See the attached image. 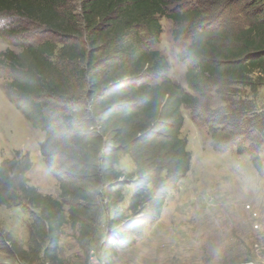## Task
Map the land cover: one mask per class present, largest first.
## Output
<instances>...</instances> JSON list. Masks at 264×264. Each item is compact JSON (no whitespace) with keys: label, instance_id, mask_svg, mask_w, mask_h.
Wrapping results in <instances>:
<instances>
[{"label":"trees","instance_id":"1","mask_svg":"<svg viewBox=\"0 0 264 264\" xmlns=\"http://www.w3.org/2000/svg\"><path fill=\"white\" fill-rule=\"evenodd\" d=\"M71 1L0 0V15L24 18L48 34L39 41L20 37L19 51L0 52V65L15 73L9 87L24 101L17 107L44 132L40 154L59 189L57 198L39 192L29 183V153L14 150L0 162V206L28 217V240L47 257L65 224L78 228L84 245L94 232L89 220L96 224L102 208L124 201L128 184L126 207H116L109 221L122 225L107 245L152 222L189 170L182 108L212 94L229 102L241 98V88L256 92L264 82V0H77L78 11ZM163 16L178 27L176 39L197 29L182 53L185 87L167 76L166 56L151 47ZM12 23L6 35L21 36ZM253 110L249 103L236 112ZM209 131L221 149L232 129L211 124ZM124 154L134 164L128 174L116 167ZM251 160L260 170L259 157ZM125 213L137 218L123 222ZM23 255L0 229V264Z\"/></svg>","mask_w":264,"mask_h":264},{"label":"rangeland","instance_id":"2","mask_svg":"<svg viewBox=\"0 0 264 264\" xmlns=\"http://www.w3.org/2000/svg\"><path fill=\"white\" fill-rule=\"evenodd\" d=\"M71 3L78 11L77 0ZM9 20L14 24L10 27L23 31L21 36L6 35ZM160 24L161 34L151 47L166 56L170 65L167 76L185 87L188 61L182 53L197 29L189 27L176 39L173 31L178 27L170 19L160 17ZM47 36L43 28L24 18L0 15V52L7 48L19 51L20 37L39 41ZM14 76L12 69L0 65V161L11 157L14 150L28 152L34 166L30 183L39 182L42 194L57 198V181L48 175L40 156L44 132L34 126V115L17 107L24 101L9 87ZM239 92L241 98L232 96L229 102L212 94L194 109L182 108L181 136L191 154L188 172L167 193L158 217L142 225L138 233L116 236L112 247L107 245L109 238L122 224L110 226L109 221L116 207H126L127 192L133 188L130 184L124 189V201L102 208L96 224L89 220L94 232H89L84 245L77 240V227L63 225L52 257L36 253L35 244L28 240L26 215L15 207L22 216L18 220L13 207H1L0 229L24 250V258L14 264H264V82L256 92L250 88ZM249 103H253V111L236 112ZM211 124L232 129L220 143L221 149L213 144ZM253 155L260 159V170L251 160ZM116 167L126 174L134 170L126 154ZM42 170L48 179H43ZM124 218L137 217L125 213L123 222Z\"/></svg>","mask_w":264,"mask_h":264},{"label":"crops","instance_id":"3","mask_svg":"<svg viewBox=\"0 0 264 264\" xmlns=\"http://www.w3.org/2000/svg\"><path fill=\"white\" fill-rule=\"evenodd\" d=\"M40 156H41V154H40ZM42 157V156H41ZM7 158H10V157H7ZM4 159V158H3ZM43 160V159H42ZM2 161V160H1ZM0 161V162H1ZM32 161V160H31ZM44 163V162H43ZM44 166H45V164H44ZM33 165H32V168L30 169V171L28 172V177L30 178V173L32 172V170H33ZM45 168H46V166H45ZM46 171H47V168H46ZM47 173H48V171H47ZM48 175H49V173H48ZM41 176L43 177V179H48L49 178V176L47 177L46 176V174H45V172L42 170V172H41ZM41 177V178H42ZM38 178H40L39 176H38ZM39 181H41V180H39ZM42 182V181H41ZM29 183H30V181H29ZM38 183V184H37ZM37 183H34V182H31L30 184L31 185H33V186H35L37 189H38V191L39 192H41V193H43V191H42V189L40 188V184H39V182H37ZM1 207H4V206H0V211H2L1 210ZM17 209V208H16ZM15 209V207H13V213H15V215H16V217H18V220H21L22 218V216H21V212L19 213L18 212V210H16Z\"/></svg>","mask_w":264,"mask_h":264},{"label":"built area","instance_id":"4","mask_svg":"<svg viewBox=\"0 0 264 264\" xmlns=\"http://www.w3.org/2000/svg\"><path fill=\"white\" fill-rule=\"evenodd\" d=\"M92 264V263H91Z\"/></svg>","mask_w":264,"mask_h":264}]
</instances>
